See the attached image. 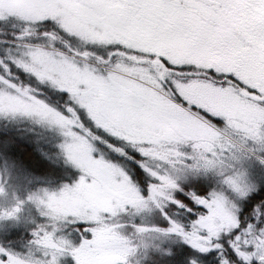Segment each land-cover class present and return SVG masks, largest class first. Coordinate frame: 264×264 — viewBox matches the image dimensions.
I'll return each mask as SVG.
<instances>
[{"label": "rangeland", "instance_id": "1", "mask_svg": "<svg viewBox=\"0 0 264 264\" xmlns=\"http://www.w3.org/2000/svg\"><path fill=\"white\" fill-rule=\"evenodd\" d=\"M60 2L64 6L71 3L0 0V15L18 17L0 20L1 28L14 25L28 30L50 19L53 27L64 33L61 46L52 37L32 43L0 36L1 133L22 136L30 143L31 155L10 160L0 147V248L22 264H53L54 256L56 264H75L70 254L74 248L109 233L120 237V251L110 262L106 260L108 264H155L162 255L180 248L179 241L193 246L186 237H194L196 243L210 250L214 236L200 233L216 225L202 227L198 221L208 220L213 213L218 221L226 219L229 212L236 216V199L264 190V119H216L215 125L190 111L157 78L155 66L137 56L102 55L121 53L123 50L113 45L127 44L126 40L102 33L94 20L66 10ZM42 6H50L57 18L52 19L49 8ZM60 49L71 50L76 56ZM18 68L69 93L71 109L77 112L84 108L105 134L93 139L71 110L65 113L22 91L10 78V71ZM111 78L120 82L122 92L161 97L188 112L192 119L182 115L187 122L184 128H168L160 114H154L147 105L138 106L135 114L122 111L115 101L126 97L98 86ZM170 140L182 141L179 149L189 155L162 160L169 150L161 145ZM131 164L146 171L148 194L132 176ZM82 172L92 177L85 184L96 185L94 192L66 193L65 188L76 185ZM58 180L62 182L54 186ZM179 182L212 185L208 199L198 198L208 215L191 221L188 231L180 222L172 221L178 230L167 232L157 224L161 217L154 196L161 184ZM237 187L244 189L245 195H240ZM75 220L96 222L91 240L76 232ZM251 240H264V230L247 229L237 237L236 249Z\"/></svg>", "mask_w": 264, "mask_h": 264}, {"label": "snow or ice", "instance_id": "2", "mask_svg": "<svg viewBox=\"0 0 264 264\" xmlns=\"http://www.w3.org/2000/svg\"><path fill=\"white\" fill-rule=\"evenodd\" d=\"M42 7L49 8L52 19L57 18L56 12L50 6ZM64 7L73 13L84 14L87 18H94L88 15L89 13L107 16L120 27L121 35L139 34L141 41L151 45L153 49L141 54H146L156 63L158 76L170 83L173 88H179L182 83L174 79V76L185 71H203L212 77L221 78L223 84L232 82L251 97H264V0H82L81 3H68ZM9 17L18 18L15 15H0V20ZM233 33H239L243 39L251 42L252 49L247 52L241 50L232 39ZM124 46L123 42L113 45L117 49ZM177 49H183V54L178 55ZM131 51L135 53L139 49L133 48ZM222 65H228L230 70H222ZM24 67L29 70L27 66ZM98 86L113 90L117 96L126 97L115 101L116 106L126 113L135 114L133 110L140 105H147L154 110V114L172 107L163 98L155 95L135 91L122 92V85L116 78H111L108 83H101ZM177 95L179 96V93ZM180 99L183 100V97ZM255 103L264 109V99L256 100ZM184 105L188 106L187 101H184ZM192 107L202 112L213 123L217 118L223 120L219 115L197 108L195 105ZM153 175L155 176V173ZM91 179V176L82 172L79 182L71 189L66 187L64 191L86 192L91 195L96 185L85 184L86 180ZM235 190L240 195H245L244 189L237 187ZM147 199L153 197L147 195ZM140 203L145 204L146 201ZM171 203L184 206L173 196ZM195 203L202 204L203 201ZM205 209L206 212L203 214L207 216L208 209ZM168 223L172 226L165 231L178 230L171 220H168ZM198 223L202 227L209 223L216 225L210 230L201 231L200 235L204 237H221V229L224 228L230 229L232 237H236L240 231L239 220L233 212H229L227 218L221 221H218L213 213L208 220ZM96 226L94 220H75L73 224L76 232L87 236L88 240L92 239L94 232L91 229ZM186 239L201 254L209 253V248L196 243L194 237ZM91 247L86 243L70 252L76 264H108L106 260L97 259L92 255ZM215 247L219 249L220 245L217 243ZM233 253L241 264H264V240L248 241L245 246L234 248ZM0 264H22V261L0 248ZM53 264H56L55 256ZM222 264L228 262L224 261Z\"/></svg>", "mask_w": 264, "mask_h": 264}, {"label": "trees", "instance_id": "3", "mask_svg": "<svg viewBox=\"0 0 264 264\" xmlns=\"http://www.w3.org/2000/svg\"><path fill=\"white\" fill-rule=\"evenodd\" d=\"M49 31L51 30L44 26L30 29L27 32L13 26H3L2 28L0 27V36L10 39H21L22 35L20 34L24 33V36L27 37L26 40L42 41L45 39V35H47L46 32ZM52 38L57 42L58 46H61L62 36L56 35L55 37L52 36ZM10 78L22 91H27L41 97L65 113L71 110L72 115L88 130L89 135L93 139L96 135L105 134L92 121L84 108H79L77 112L71 109L72 101L69 99V93L58 90L52 87V85L38 80L22 68L10 71ZM3 128L0 126V147L3 148L6 157L10 160L30 158V143L17 134L1 133V131H4L2 130ZM64 162L67 169L71 170L69 164L65 160ZM131 167L132 176L138 182L140 189L145 195L148 194L150 179L146 171L138 164H131ZM60 182L62 180H58L53 185L57 186ZM66 182L69 183L70 178L66 179ZM160 186L161 189L156 192L154 199L158 214L161 217L160 222H157V224L161 228L166 229L170 227L171 224L168 223V220H171L180 222L183 224L185 231H188L191 221L205 216L203 214L206 212L205 205L203 203L196 204L195 202L199 201L198 198L202 197H207L208 199L212 185L196 186L195 184L179 182L175 185L161 184ZM172 196L175 200L181 201L184 206L181 207L175 203H171ZM236 202L238 204L236 217L240 224V231L236 237H232V233H229L230 229H222L221 237H214L212 239V247L209 253L205 254H201L192 245L179 241L180 248L175 247L173 254L162 255L160 262L155 264H222L224 261H227L228 264H241V261L233 253V249L236 248L235 241L239 235L243 234L250 227H253L255 232L264 230V190L257 193L252 191L244 198L240 200L236 199ZM119 238L115 234L111 236L109 233L104 237L100 235L96 240L94 239V241L90 242L89 245L92 246L90 253L97 259H104L110 262L111 259L116 258L115 255L120 251V248L117 246ZM217 243L220 245L219 249L215 247ZM150 264H153V262Z\"/></svg>", "mask_w": 264, "mask_h": 264}, {"label": "flooded vegetation", "instance_id": "4", "mask_svg": "<svg viewBox=\"0 0 264 264\" xmlns=\"http://www.w3.org/2000/svg\"><path fill=\"white\" fill-rule=\"evenodd\" d=\"M67 1L71 3L82 2V0ZM60 4L64 6L63 2H60ZM78 15L87 18L84 14ZM88 15L94 17L88 19L94 20L96 27L100 31H102V33L109 35L116 34L126 40L127 44L124 43L125 48L118 49L123 50L121 53L111 52L110 55L122 54L128 56H140L143 62L151 66H155L156 71V63L151 61L146 54H141L146 50L153 49L151 48V45H148L141 41V36L139 34L134 36L121 35L120 27L107 16H102L96 13H89ZM232 39L236 41L241 50L247 52L252 49L251 42L243 39L239 33H233ZM133 48L139 49V51L133 53L131 51V49ZM160 54L163 55L166 53ZM177 54L182 55L183 49H177ZM208 62L209 61H202V63ZM222 70H230V68L228 65H222ZM157 78L166 84L167 88L172 93L173 98L182 103H184V101H187V107L190 109V111L192 110L193 112L200 115H203L202 112L196 111L192 107L193 105H195L197 108L207 110L215 115H219L223 119H234L235 117L264 119V109H262L260 105L255 103L256 100L264 99V97H251L250 94L244 92L242 88L238 87L230 81L227 84H223L221 78L212 77L203 71H185L180 75L173 77L174 79L182 82L179 88H173L170 83L160 78L158 74ZM177 93H179V96L177 95ZM181 96L183 97V100L180 99ZM164 101H166V103L168 105H171L172 107H168L166 108V110L159 112L162 122H164L168 128H175L177 126L184 128L187 122L181 116L184 115V117L190 120L191 117L188 112L175 107L174 104L170 101ZM166 143V145L161 146L168 148L169 152L168 154H166V156L162 157V160L164 159V161L167 162L166 157H169V161H173L175 156L182 154L181 150L178 148L177 141L170 140ZM72 258L74 260V263L76 264L73 256Z\"/></svg>", "mask_w": 264, "mask_h": 264}]
</instances>
